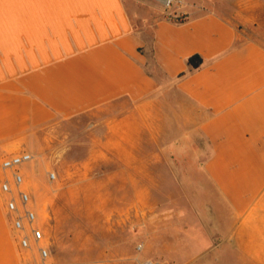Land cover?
Segmentation results:
<instances>
[{"label":"crops","instance_id":"0c3cea01","mask_svg":"<svg viewBox=\"0 0 264 264\" xmlns=\"http://www.w3.org/2000/svg\"><path fill=\"white\" fill-rule=\"evenodd\" d=\"M83 115L98 156L141 174L149 158L184 192L159 264H264V0H0V179ZM6 213L0 190V264H28Z\"/></svg>","mask_w":264,"mask_h":264},{"label":"rangeland","instance_id":"374dc122","mask_svg":"<svg viewBox=\"0 0 264 264\" xmlns=\"http://www.w3.org/2000/svg\"><path fill=\"white\" fill-rule=\"evenodd\" d=\"M91 127L85 115L55 121L28 150L33 158L21 167L24 187L49 256L42 259L30 236L32 247L22 250L27 263L137 264L151 259L159 264L167 237L182 241L183 221L172 212L182 209L184 192L164 165L147 164L149 158H144L141 174L118 159L98 156L104 149L101 131ZM154 148L150 142L139 145L143 151ZM13 237L17 241L18 233Z\"/></svg>","mask_w":264,"mask_h":264},{"label":"built area","instance_id":"2783aa9c","mask_svg":"<svg viewBox=\"0 0 264 264\" xmlns=\"http://www.w3.org/2000/svg\"><path fill=\"white\" fill-rule=\"evenodd\" d=\"M175 0L162 1L165 10H169ZM168 19L174 23H182L186 21L184 13H170ZM32 154L29 152H20L4 157L1 163L3 176L0 179V190L6 197V208L11 216L12 228L18 233V242L22 249L32 247L30 236L38 243L40 255L45 261L48 256V250L41 245L43 234L36 227L37 213L32 206L30 193L25 189V176L21 171V167L32 161ZM55 177L54 174L51 175ZM139 250L142 247L139 246ZM137 264H156L151 259L139 261Z\"/></svg>","mask_w":264,"mask_h":264},{"label":"trees","instance_id":"16d2710c","mask_svg":"<svg viewBox=\"0 0 264 264\" xmlns=\"http://www.w3.org/2000/svg\"><path fill=\"white\" fill-rule=\"evenodd\" d=\"M202 63V58L200 57V55L195 54L192 55L191 57H189L188 59V65L194 69V68H198Z\"/></svg>","mask_w":264,"mask_h":264},{"label":"bare ground","instance_id":"6f19581e","mask_svg":"<svg viewBox=\"0 0 264 264\" xmlns=\"http://www.w3.org/2000/svg\"><path fill=\"white\" fill-rule=\"evenodd\" d=\"M160 1H164V0H160Z\"/></svg>","mask_w":264,"mask_h":264}]
</instances>
